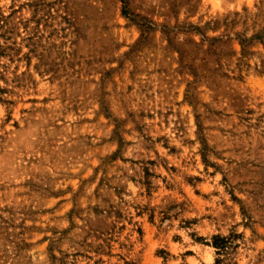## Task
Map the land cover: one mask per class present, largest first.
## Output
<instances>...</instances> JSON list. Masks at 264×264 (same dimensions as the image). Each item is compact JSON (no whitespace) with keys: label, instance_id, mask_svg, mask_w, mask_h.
I'll use <instances>...</instances> for the list:
<instances>
[{"label":"rangeland","instance_id":"rangeland-1","mask_svg":"<svg viewBox=\"0 0 264 264\" xmlns=\"http://www.w3.org/2000/svg\"><path fill=\"white\" fill-rule=\"evenodd\" d=\"M0 264H264V0H0Z\"/></svg>","mask_w":264,"mask_h":264},{"label":"trees","instance_id":"trees-1","mask_svg":"<svg viewBox=\"0 0 264 264\" xmlns=\"http://www.w3.org/2000/svg\"><path fill=\"white\" fill-rule=\"evenodd\" d=\"M216 244V243H215ZM216 246H218V245H216Z\"/></svg>","mask_w":264,"mask_h":264}]
</instances>
